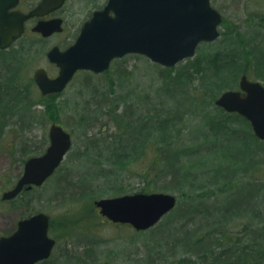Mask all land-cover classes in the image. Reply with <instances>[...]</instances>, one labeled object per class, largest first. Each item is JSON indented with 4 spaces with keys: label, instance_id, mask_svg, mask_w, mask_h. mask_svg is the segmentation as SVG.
I'll list each match as a JSON object with an SVG mask.
<instances>
[{
    "label": "trees",
    "instance_id": "1",
    "mask_svg": "<svg viewBox=\"0 0 264 264\" xmlns=\"http://www.w3.org/2000/svg\"><path fill=\"white\" fill-rule=\"evenodd\" d=\"M255 36L241 32L237 36L230 34L222 44L201 48L182 66L163 68L161 83L153 86L151 95H147L144 101H133V95H124L122 103L133 104L136 108L144 103L149 113V116L143 115L144 118L140 108L135 110L132 106L133 109H128V128H148L140 149H124L125 141H122L127 130L116 145H108L103 150L85 149L77 158L73 168L84 160L86 170L94 174L88 179H82L79 174L74 182L67 181L71 187L65 191L73 193V186L79 184L77 197L91 201L109 192L114 194L118 187V173L111 168L123 167L134 160L148 143L157 148L152 159L153 169L144 175L151 176L149 183L152 186L143 191L176 190L181 201L167 213L172 222L156 225L158 230L143 241L145 250L137 252L135 262L131 263L129 259L128 263L171 264L170 261L175 259L174 264H264V170L255 165L264 161V141L253 134L245 118L225 112L214 104L222 91L238 87L243 74L260 79L264 84V37L257 40ZM22 47L21 50H12V46L0 49V140L6 129L17 123L26 124L29 120L25 114H29L30 106L12 83L14 71L22 66L27 56L24 50L27 48ZM130 72L124 71L126 75L133 71ZM91 87L93 93L90 96L80 93L81 103H77L81 114L91 116L90 120H84L86 127L108 97L107 92L97 86ZM137 87L140 91L139 85ZM139 91L136 95L141 98ZM80 118L77 120L82 121ZM191 121L193 125L187 124ZM195 129L198 131L194 134ZM183 132L190 136L188 142L180 138ZM136 137V140L140 138L139 132ZM236 139L244 141L245 148L238 153H226L224 163L206 166V159L194 156L201 148L207 153L213 151L221 140L230 141L237 148ZM251 140L255 141V148ZM257 144L262 145V150ZM95 163L101 174L90 167ZM155 167L160 170L156 172ZM218 188H225L223 192L226 193L219 200L213 196ZM209 190H212L210 194H206ZM239 193L243 198L238 202L234 197ZM235 221H242V234L229 231L230 224ZM165 229L178 234L166 235ZM153 230L149 228L143 233H152ZM183 251L189 254L181 255ZM78 257L80 259L75 260L83 264ZM44 262L47 260L38 264Z\"/></svg>",
    "mask_w": 264,
    "mask_h": 264
},
{
    "label": "rangeland",
    "instance_id": "2",
    "mask_svg": "<svg viewBox=\"0 0 264 264\" xmlns=\"http://www.w3.org/2000/svg\"><path fill=\"white\" fill-rule=\"evenodd\" d=\"M26 1L35 5L39 0ZM103 2L104 0H68L61 12L65 19L63 32L53 34L50 37H42L31 31L30 28L33 23L30 22L27 24L26 32L22 37L11 45L12 50H21V48L23 49L22 45L27 48L24 49L27 56L23 59L22 66L14 71L12 83L18 93L24 96L26 103L29 104L30 112L25 114L28 115L29 119L26 120V124H14L5 130L0 140V235L10 234L16 228L17 221L30 213L42 211L48 214L50 218L49 235L56 242L51 256L43 264H78L76 261L78 256L81 257L83 264H101L103 262H107V264H130L128 263L129 259H131V263L135 262L137 252L141 253L145 250L143 241L158 230V228L155 229L156 225L172 222V217L170 218L167 214L151 227L154 229L152 233H143L145 230L138 232L129 224H117L107 220L93 202L100 196L92 198L91 201L82 196L77 197L79 184L77 187H75L76 185L73 186V193L65 191L71 187L67 181L74 182L78 179L76 176L79 174L82 179H88L94 174L93 171L86 170L83 165L84 160L78 162L76 169L73 168L80 153L85 149L103 150L108 145H116L118 138L127 130L128 133L122 141V143L125 141L124 149L126 151H131L134 148L140 149L146 140L148 128H128V109H133L132 106L134 105L122 103L121 100L124 99V95H133L131 96L133 101L146 100L147 95H151L153 86L161 83L160 71L165 68L150 61L145 56L126 54L113 59L110 68L104 72L96 74L89 71L78 72L60 93L49 95L40 93L33 79L34 70L38 67H44L55 73L46 58V52L53 45L58 44L64 47L66 43L71 42L91 9ZM211 5L222 16L218 26L219 36L212 42H201L196 48L195 54L189 57L190 59L201 48L208 49V47L222 44L223 40L230 34L237 36L241 32L249 36L256 35L257 40L264 37V0H211ZM187 59L178 62L176 65L182 66ZM124 71L133 72L126 75ZM250 79L254 78L250 77ZM137 85L141 88L140 91ZM91 86H97L105 93L107 92L108 97L103 100V107L95 113L97 116L90 121L91 125L86 127L84 120H90L91 116L81 114L80 109H78L80 105L77 103H81L80 93L83 96H90L93 93ZM138 91L142 96L141 98L136 95ZM90 106L95 107L92 104ZM138 108H140V112H143L141 116H149L144 103L134 109L137 110ZM78 117L83 118H80L82 121L77 120ZM54 122L62 125L72 137L71 149L61 165L42 185L23 190L24 194L20 192L18 197L2 200V192L10 189L20 177L24 161L32 155L44 152L49 142L48 129ZM199 123L202 124V122ZM187 124L193 125L194 123L191 121ZM197 131L195 129L193 133L195 134ZM138 132L140 138L136 140ZM181 135L180 138L188 142L187 138L190 136L187 137L184 132ZM217 143L213 151L207 153L201 148L194 156L206 159V166L217 165L227 161L226 153H238L237 151L245 148L244 141L241 139H236L234 142L238 146L237 148L230 141L221 140ZM197 144L196 142L195 145ZM227 144L229 145L224 150ZM251 145L255 148V141L251 140ZM257 147L262 150V145L257 144ZM110 149L107 151L109 152ZM156 149L154 145L148 143L134 160H130L125 166L121 165L123 167L111 168L118 173L116 183L118 187L115 188L114 194L109 192L101 197L144 192L143 189L152 186L149 183L152 181L151 176L147 178L144 175L151 168L153 169L152 159L157 153ZM255 165L262 171L264 170V161ZM90 167L101 174L97 163L90 164ZM145 169L147 170L144 171ZM159 170V167H155L156 172ZM224 189H215L213 196H216L218 200L223 198L226 194L223 192ZM210 191L212 190L206 194H210ZM160 192L174 194L177 198L176 205L181 201L176 190ZM242 198L243 194L239 193L234 197V200L239 202ZM230 226L229 231L232 233L238 235L243 233L242 221H235ZM164 234L175 236L178 233L165 229ZM181 253V255L189 254L185 251ZM63 256L64 258H62ZM174 262L175 259L170 261L171 264Z\"/></svg>",
    "mask_w": 264,
    "mask_h": 264
},
{
    "label": "water",
    "instance_id": "3",
    "mask_svg": "<svg viewBox=\"0 0 264 264\" xmlns=\"http://www.w3.org/2000/svg\"><path fill=\"white\" fill-rule=\"evenodd\" d=\"M19 0H0V48H8L24 32L25 21L42 17L60 7L64 0H41L28 13L13 10ZM221 13L211 0H107L83 23L75 41L66 49L51 47L49 62L58 66L55 77L43 67L33 72L41 94L60 93L78 70L100 73L110 62L126 54L145 56L164 67L192 57L201 42L219 36ZM59 17L39 19L31 30L46 37L62 31ZM214 104L245 118L253 134L264 141V85L242 75L238 89H226ZM44 152L28 157L15 184L1 194L2 200L17 196L22 189L40 186L50 177L71 149L72 137L62 125L48 129ZM99 212L112 222L127 223L146 230L176 207L177 198L166 192H136L97 198ZM49 215L38 211L21 218L8 235H0V264H36L50 257L55 239L49 235ZM101 264H107L103 262Z\"/></svg>",
    "mask_w": 264,
    "mask_h": 264
},
{
    "label": "flooded vegetation",
    "instance_id": "4",
    "mask_svg": "<svg viewBox=\"0 0 264 264\" xmlns=\"http://www.w3.org/2000/svg\"><path fill=\"white\" fill-rule=\"evenodd\" d=\"M67 1H68V0H64V3H63L60 7H58V8H56V9L50 11L48 14L44 15L43 17H36V16H34V17H31V18L27 19V20L25 21V25H24V33L26 32L27 24H28V23L32 22L33 25H34V24L36 23V21L39 20V19H49V18H55V17H59V18L62 19V27H63V29H62V31H60V32H55V33H53V34L63 32V30L65 29V28H64L65 19L62 17L61 12H62L63 6L66 4ZM38 2H40V0H39ZM38 2H37V4H38ZM105 3H106V0H104V2H103L101 5L94 6V7L91 9V12H90L89 15L87 16V18L81 23V25L79 26L78 30H77V31L75 30V31H76V34H75V36H74V38H73V40H72L71 42H69L68 44L66 43V45H64V47H62L61 45H58V44H57V45H53V46H58V48L61 49V50H64V49H66L68 46H70V45L75 41V39H76V37H77V35H78V33H79V31H80V28H81V26L83 25V23H84L85 21H87V20L91 17V15H92V13H93L94 11L102 9V8L104 7ZM37 4H35V5H31L30 2H27L26 0H19L18 3H17V5L13 8V10L20 11V12H23V13H28V12H29L31 9H33ZM24 33H23V34H24ZM36 34H38V33H36ZM53 34H51L50 36H52ZM50 36H49V37H50ZM49 63L51 64V66H52V68H53V71L55 70V73H52V72L48 71L46 68H45V69H46V71H47V73H48V75H49L50 77H55V76L58 74V72H59V68H58V66H57L56 64L51 63V62H49ZM111 63H112V61L110 62V65H111ZM86 71H87V70H86ZM78 72H80V71H76V72L74 73L73 77H74Z\"/></svg>",
    "mask_w": 264,
    "mask_h": 264
}]
</instances>
